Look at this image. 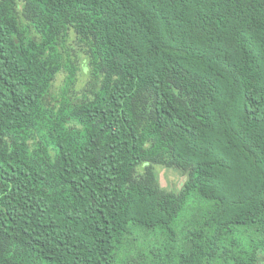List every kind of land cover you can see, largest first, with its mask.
I'll use <instances>...</instances> for the list:
<instances>
[{
  "label": "trees",
  "instance_id": "trees-1",
  "mask_svg": "<svg viewBox=\"0 0 264 264\" xmlns=\"http://www.w3.org/2000/svg\"><path fill=\"white\" fill-rule=\"evenodd\" d=\"M262 263L264 0H0V264Z\"/></svg>",
  "mask_w": 264,
  "mask_h": 264
},
{
  "label": "rangeland",
  "instance_id": "rangeland-1",
  "mask_svg": "<svg viewBox=\"0 0 264 264\" xmlns=\"http://www.w3.org/2000/svg\"><path fill=\"white\" fill-rule=\"evenodd\" d=\"M84 80V75L80 74V79L77 85L79 88L82 86ZM158 172L161 185L170 189H178L184 180V177L181 176L179 172L171 168L159 167Z\"/></svg>",
  "mask_w": 264,
  "mask_h": 264
}]
</instances>
